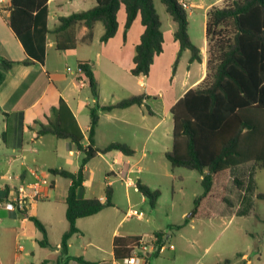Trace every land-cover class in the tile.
I'll return each mask as SVG.
<instances>
[{
  "label": "crops",
  "instance_id": "0c3cea01",
  "mask_svg": "<svg viewBox=\"0 0 264 264\" xmlns=\"http://www.w3.org/2000/svg\"><path fill=\"white\" fill-rule=\"evenodd\" d=\"M184 1L189 7L204 9L205 31L207 11L223 2V0ZM52 2L53 0L48 1V24L51 29L58 23L60 16L68 15L55 10L52 12ZM72 2H76L73 3L74 7L76 5L73 12L90 9L97 3L96 0H72ZM9 7L10 0H0V57L19 62L9 70H4L0 64V171L20 173L22 180L26 181H33L36 176L48 178L52 183L51 188L48 189L49 197L52 192L54 194L57 192L58 178L62 177L52 174L49 168H65L76 172L81 165L82 152L70 139L60 138L63 140L62 143L57 141L58 145L50 144V148H46L45 151L64 159L65 162L59 166L48 164L42 157L40 144L52 140L49 135L53 134H39L41 123L49 121L48 119L53 116V107L58 105L62 97L76 119L86 145L89 142L90 108L96 104V99L92 96L87 80L81 77V71L77 70L74 77L68 74L69 71L71 73L73 71L70 67L64 66L63 62L67 59L62 55L63 51L56 49L54 34L47 36L44 61L31 58L32 61L28 64L22 62L29 55L7 22ZM122 8L118 12L119 26L114 37L107 42L101 41L104 26L98 22L93 29V40L87 43L83 38L89 29L85 25H78L77 46L75 49L66 50V52L74 51L80 44L88 46L76 56L77 67L79 61H89L99 81L100 104L116 103L137 94L146 95L140 105L110 111L102 110L95 134L97 146H106L115 141L124 142L135 149V154L126 155L119 150L100 153L84 168L86 180L81 195L85 198L97 196L105 199V188L110 185L114 191V205L104 208L97 214L77 220L76 225L80 231L69 239L68 255L81 256L98 264H123V259H118L114 252L116 236H141L148 242L155 239L154 232L159 228L151 227L153 218H147L150 232L143 227L124 228V224L130 218L137 217L138 220H143L145 216V214L142 217L127 214L129 209L136 208L137 204H143L148 199L138 189L137 181L140 180L150 188L157 189V186H152L147 181L148 179L143 180L145 168L141 162L147 159L148 163L152 162L155 165L156 153L165 156V153L172 148L171 107L189 88L203 80L207 71L206 38L203 44L198 46L202 56L200 61L195 60L200 63L198 69L191 68L195 61L191 62L190 56L187 70L178 76L180 56L176 69L173 70L180 50V44L174 37L177 28L175 22L176 25H172L169 35L171 45L168 47L164 43L163 51L155 57L149 75H133L131 68L135 47L144 27L141 19L137 18L125 33L126 13L124 7ZM53 17L56 23L51 25ZM165 36L167 34L164 32V38ZM51 47L57 52L52 62L49 60ZM186 50L190 49H185L184 52ZM5 131H7L6 139L3 137ZM38 156L42 159L41 163H38ZM72 158H75V162H72ZM95 160L98 161L93 164ZM246 165L252 169L256 167L255 163L247 162L231 168L228 183L231 178L233 180L236 176L242 177L238 174L234 175L232 171ZM45 167L46 170L43 169ZM51 175L54 178H51ZM67 179L65 187L68 193L72 181ZM127 182H130V185ZM121 185L125 187L126 211L118 202L121 199L119 194ZM248 188L245 180L243 186L237 189L234 183L231 186L227 184V195L233 200V206L230 208L235 210L236 214L244 211L243 203ZM67 193L60 198L55 196L56 202L45 201L48 197L33 202L26 215L0 206V264H80L76 260L67 261L61 253L62 236L69 227L66 218ZM57 203L64 204V209L57 208ZM31 215L38 217L45 225L49 244L43 245L39 242L43 238V232L30 219ZM214 215L218 213L212 212L210 217L216 218ZM172 235V232H169L168 242L173 243L175 248L166 249L165 253L159 256L154 255L156 253H149L147 258L151 259V264H213V261L207 262L203 256L174 243ZM195 243L194 241L193 244ZM261 246L263 247L264 244L262 243ZM216 256L221 258V252L218 251ZM241 256L245 258L247 253ZM145 263L146 259H142L137 264Z\"/></svg>",
  "mask_w": 264,
  "mask_h": 264
},
{
  "label": "trees",
  "instance_id": "16d2710c",
  "mask_svg": "<svg viewBox=\"0 0 264 264\" xmlns=\"http://www.w3.org/2000/svg\"><path fill=\"white\" fill-rule=\"evenodd\" d=\"M49 0H10L7 22L23 43L29 57L22 61L28 64L31 58L45 60L48 34L55 35L56 49L61 51L75 49L78 43L77 26L85 25L89 31L83 41L93 40V29L101 22L104 32L101 41L107 42L117 33L118 12L124 7L126 13L125 33L137 18L141 19L144 30L135 47L133 75H149L154 59L164 48L162 19L155 0H96L90 9L62 15L53 29L49 27ZM167 12L177 23L174 37L180 50L173 70L185 49L191 51V62L202 59L200 48L194 44L189 34L187 8L181 0H160ZM207 71L197 85L189 88L171 107L173 115V145L165 153L173 167L181 166L197 170L201 176L202 193L196 197L192 215L199 210L215 205L233 206L227 195L230 170L247 162L255 163L264 169V0H223L207 11ZM19 61L0 57L4 70H9ZM81 77L88 82L96 104L90 108L88 144L84 145L83 134L70 108L61 97L53 107V116L47 123H41L39 134H53L59 138L70 139L82 152L78 171L52 167L49 171L71 179L66 197V218L68 230L61 240V253L67 261L76 260L80 264H98L81 256L68 255L69 239L79 232L76 222L79 218L92 216L104 208L113 206V188L107 185L106 198L97 196L85 198L84 188L86 164L100 153L119 150L126 155H134L135 149L124 142H111L97 146L95 134L102 110L127 108L142 104L145 94L132 95L116 103L100 104V87L89 61H79ZM7 131L3 137L6 139ZM227 176L219 178L220 174ZM229 173V174H228ZM233 183L241 188L244 180L234 177ZM138 189L155 207L161 191L152 189L140 180ZM264 198V193H258ZM211 207V208H210ZM30 219L43 232L39 241L49 244L48 234L42 221L31 215ZM183 224H171L167 229L154 232L158 243L168 241L169 232L180 229ZM141 236H116L114 252L118 259L131 255ZM158 254V255H157ZM154 255L159 256V253ZM242 255V254H240ZM145 264H151L148 258ZM222 264H232L225 259Z\"/></svg>",
  "mask_w": 264,
  "mask_h": 264
},
{
  "label": "rangeland",
  "instance_id": "374dc122",
  "mask_svg": "<svg viewBox=\"0 0 264 264\" xmlns=\"http://www.w3.org/2000/svg\"><path fill=\"white\" fill-rule=\"evenodd\" d=\"M206 1L210 2L212 0ZM73 3L75 4L76 2H72V0H53L51 10L52 12L55 10L70 14L76 8ZM155 3L163 22L162 29L167 34L164 43L169 47L171 45L169 35L172 25L174 24L175 26L176 23L167 12L163 2L155 0ZM187 11L191 40L197 46H201L206 38L204 9L189 7ZM55 23L56 19L53 17L51 25ZM100 25L102 24L100 23ZM87 47L86 44H80L74 51L61 52L67 59L63 62L64 66L66 68L70 67L73 71L72 73L67 71L70 77H74L78 70L76 56L83 51L82 49H87ZM56 53V49L51 47L50 62L53 61ZM190 56V50L182 52L178 76H181L187 70ZM199 67L200 63L197 61L191 65L192 69H198ZM49 137L52 140L40 144L43 159L48 164L55 166L64 164V159L50 155L45 151L46 148H50V144L58 145L57 141L62 143L61 141L63 140L53 135H49ZM156 158L157 163L155 165L152 162L148 163L147 159L142 161L141 164L145 168V173L142 175L143 180L148 179L147 181L152 186H157V189L161 191L158 203L155 207H152L147 199L145 203L137 204L135 207L145 214L143 220H138L137 217L130 218L124 224V228L135 226L134 228L138 229L143 227L147 232H150L147 218H153L151 227L155 226L154 228L159 229H167L171 224H183L185 219H188V222L182 228L171 231L173 234L172 240L177 245L180 244L185 249H190L197 255L203 256V259L207 262L213 261V264H215L214 262L223 263L225 259H231L233 264H264V246H261L262 243L264 244V198L257 196L260 192L264 193V169L258 167L252 169L249 165H246L235 168L232 171L234 175L242 176L240 178L245 180L249 187L243 203V213L236 214L235 210H231L230 206L227 205H215L213 210L204 208L199 210L197 215H192L195 199L203 191L201 174L197 170L181 166L173 167L170 161L161 153H156ZM38 159V163H41L42 159L40 156H38ZM74 159L72 158V162H75ZM97 161L95 160L93 164L97 163ZM46 168L43 169L46 170ZM222 176H227V173L220 174L219 178ZM51 178H54V176L51 175ZM58 181L57 192L55 194L52 192L45 201L56 202L55 196L60 198L67 193L65 183H67L68 179L59 177ZM228 184L230 186L233 185L232 178ZM235 189H237L236 186ZM119 194L121 199L118 202H120L122 209L125 210L127 205L124 185H121ZM233 195L236 194L233 193ZM56 207L64 209V204L57 203ZM212 212L218 213V215H214L216 218L210 217ZM194 241L196 242L195 244H193ZM218 251L221 252V258L216 256ZM243 253H247V257L242 258L240 254Z\"/></svg>",
  "mask_w": 264,
  "mask_h": 264
},
{
  "label": "built area",
  "instance_id": "2783aa9c",
  "mask_svg": "<svg viewBox=\"0 0 264 264\" xmlns=\"http://www.w3.org/2000/svg\"><path fill=\"white\" fill-rule=\"evenodd\" d=\"M185 8L189 5L181 0ZM70 70V68H69ZM79 71H82L78 67ZM128 183V182H127ZM130 185V182L128 183ZM52 186L51 181L46 177L36 176L33 181L22 180L21 174L14 171H0V206L27 214L30 205L40 199L48 197V189ZM128 215L142 217L143 211L131 208L127 211ZM158 237L148 242L141 239L134 247L131 255L122 260L123 264H137L142 259H146L149 253H165L166 249H174L175 245L171 242L158 243Z\"/></svg>",
  "mask_w": 264,
  "mask_h": 264
}]
</instances>
